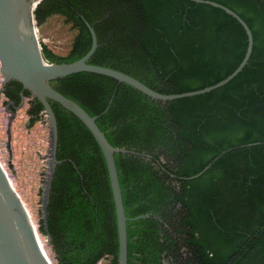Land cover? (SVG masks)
Instances as JSON below:
<instances>
[{"label":"trees","instance_id":"obj_1","mask_svg":"<svg viewBox=\"0 0 264 264\" xmlns=\"http://www.w3.org/2000/svg\"><path fill=\"white\" fill-rule=\"evenodd\" d=\"M210 1L236 12L254 37L248 64L225 86L159 102L87 72L51 82L97 117L113 147L135 152L115 154L130 219L128 264H264V0ZM56 15L77 34L65 56L44 46L46 62L85 57L92 46L87 21L98 39L89 64L118 70L164 95L221 82L248 47L234 17L190 0H43L34 12L38 26ZM6 97L19 102L10 87ZM50 104L62 163L52 181L48 224L42 221L37 231L48 240L53 264L106 258L104 264H118L117 215L103 152L75 114ZM33 110L38 116L44 107L36 100Z\"/></svg>","mask_w":264,"mask_h":264},{"label":"water","instance_id":"obj_2","mask_svg":"<svg viewBox=\"0 0 264 264\" xmlns=\"http://www.w3.org/2000/svg\"><path fill=\"white\" fill-rule=\"evenodd\" d=\"M43 0H0V73L3 80V91L7 82L15 80L29 90L32 96L44 107L48 117L50 142L48 149V172L43 188L42 215L45 225L48 224V204L52 181L56 168L62 161L57 158L59 129L56 114L50 101L62 105L75 114L90 130L99 144L105 157L109 172L111 188L117 215L119 237L118 264H128V227L129 218L123 200L115 154H135V152L113 147L105 134L98 127L97 117L90 116L79 104L55 90L51 82L77 73H92L105 76L124 83L145 96L159 102H169L182 98L195 97L219 89L232 81L248 64L254 47V37L247 23L230 8L210 0H190L199 4L210 5L225 11L234 17L244 28L248 37L245 57L239 67L221 82L193 92L182 94H160L139 80L107 67L89 64L98 49V39L94 28L86 21L92 36V46L82 59L73 63H48L44 58L35 28L34 12ZM14 103H10L13 105ZM23 105V104H22ZM22 105L20 108H22ZM19 109V108H18ZM17 109V110H18ZM9 112V106H7ZM9 128L15 113L11 112ZM260 143L247 146L259 145ZM245 146H242L243 148ZM230 149L228 151H232ZM223 152L220 156L224 155ZM209 167H206L205 172ZM202 172V173H203ZM202 173L192 177H199ZM152 214L139 216L136 219L148 218ZM0 264H53L46 248L41 242L37 228L26 212L21 196L13 186L11 178L0 162Z\"/></svg>","mask_w":264,"mask_h":264},{"label":"rangeland","instance_id":"obj_3","mask_svg":"<svg viewBox=\"0 0 264 264\" xmlns=\"http://www.w3.org/2000/svg\"><path fill=\"white\" fill-rule=\"evenodd\" d=\"M36 22V20H35ZM38 40L55 54L65 56L71 50L77 34L61 16L50 17L42 26L35 23ZM3 80L0 73V162L21 196L26 211L38 228L43 221V188L48 172V149L50 130L42 118L31 125L28 122L30 106L26 103L16 110L9 128L12 113L7 110L8 101L3 94ZM41 239L52 260L46 237ZM108 262V258L99 264Z\"/></svg>","mask_w":264,"mask_h":264},{"label":"flooded vegetation","instance_id":"obj_4","mask_svg":"<svg viewBox=\"0 0 264 264\" xmlns=\"http://www.w3.org/2000/svg\"><path fill=\"white\" fill-rule=\"evenodd\" d=\"M6 87H10L14 93L15 96H18L19 98V102L17 101V99H9L6 97ZM31 92L27 89H25L23 87V85L20 84V82L15 81V80H11L9 82H7V84L4 87V91L3 94L5 95L7 101H8V106L11 112H15L18 108H20V106L22 105V107L24 106V104L26 103L25 101L27 100V104L30 106L29 109V117H30V121L28 122V125H31L33 121L35 120H40L41 119V114L40 113L38 116L35 114L34 112V106L36 104V100L32 94H30ZM17 98V97H16ZM10 103H14L13 105H10Z\"/></svg>","mask_w":264,"mask_h":264},{"label":"built area","instance_id":"obj_5","mask_svg":"<svg viewBox=\"0 0 264 264\" xmlns=\"http://www.w3.org/2000/svg\"><path fill=\"white\" fill-rule=\"evenodd\" d=\"M41 118H42L44 121L48 122V117H47V114H46L45 111L41 114Z\"/></svg>","mask_w":264,"mask_h":264},{"label":"bare ground","instance_id":"obj_6","mask_svg":"<svg viewBox=\"0 0 264 264\" xmlns=\"http://www.w3.org/2000/svg\"><path fill=\"white\" fill-rule=\"evenodd\" d=\"M36 34H37V31H36ZM12 181V180H11ZM12 184H13V182H12ZM13 186H14V184H13ZM15 187V186H14ZM27 212V211H26ZM30 218V217H29ZM31 220V219H30ZM33 223V222H32ZM35 226V225H34ZM38 236H39V238H40V240H41V242L43 243V241H42V239H41V236H40V234L38 233ZM43 246H44V248H46L45 247V245H44V243H43Z\"/></svg>","mask_w":264,"mask_h":264}]
</instances>
